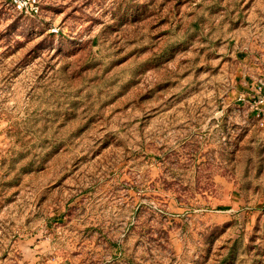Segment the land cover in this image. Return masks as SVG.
Instances as JSON below:
<instances>
[{
  "label": "rangeland",
  "instance_id": "374dc122",
  "mask_svg": "<svg viewBox=\"0 0 264 264\" xmlns=\"http://www.w3.org/2000/svg\"><path fill=\"white\" fill-rule=\"evenodd\" d=\"M25 1L0 264H264V0Z\"/></svg>",
  "mask_w": 264,
  "mask_h": 264
},
{
  "label": "built area",
  "instance_id": "2783aa9c",
  "mask_svg": "<svg viewBox=\"0 0 264 264\" xmlns=\"http://www.w3.org/2000/svg\"><path fill=\"white\" fill-rule=\"evenodd\" d=\"M14 6H16L20 11H26L27 7H26V1L23 0L21 2V0H13ZM32 11H36V9L32 8Z\"/></svg>",
  "mask_w": 264,
  "mask_h": 264
}]
</instances>
